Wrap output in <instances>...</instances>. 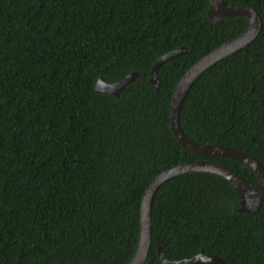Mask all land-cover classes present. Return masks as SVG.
I'll return each mask as SVG.
<instances>
[{
  "label": "trees",
  "instance_id": "16d2710c",
  "mask_svg": "<svg viewBox=\"0 0 264 264\" xmlns=\"http://www.w3.org/2000/svg\"><path fill=\"white\" fill-rule=\"evenodd\" d=\"M213 0H0V264H129L141 203L153 179L187 161L226 166L258 183L245 164L204 157L171 129L173 90L247 17L215 26ZM252 7L259 36L206 70L189 89L180 125L195 142L244 151L264 165V0ZM185 47L159 69L155 62ZM139 73L117 98L98 93ZM225 179L176 176L154 198L148 264L204 252L227 264H264V203L238 212Z\"/></svg>",
  "mask_w": 264,
  "mask_h": 264
},
{
  "label": "water",
  "instance_id": "95a60500",
  "mask_svg": "<svg viewBox=\"0 0 264 264\" xmlns=\"http://www.w3.org/2000/svg\"><path fill=\"white\" fill-rule=\"evenodd\" d=\"M209 16L215 26L224 23L225 20L235 17H247L250 24L248 28L238 36L228 40L206 54L192 65L177 82L171 99L170 123L173 134L179 143L188 150L204 157L224 158L241 162L251 168L258 177V183L248 184L237 173L226 166L209 161L195 160L170 167L158 174L147 187L141 203L140 240L137 251L129 264H148V255L152 245V212L154 198L161 186L168 180L192 173H206L219 176L231 183L239 192L241 201L236 206L238 212H252L261 209L264 203V165L254 156L239 149L212 144H201L193 141L181 128L180 110L184 99L194 82L210 67L239 50H247L250 44L259 36L262 29V20L259 14L249 6H228L225 0H213L209 8ZM187 52L185 47L161 56L154 64L151 72V84L158 88L160 67L167 61L182 56ZM139 73H132L123 81L116 84H108L100 78L95 86L98 93L110 94L117 98L126 87L134 83ZM158 255L163 264H227L220 257L201 252L190 259L180 261L169 259L162 247L158 248Z\"/></svg>",
  "mask_w": 264,
  "mask_h": 264
}]
</instances>
